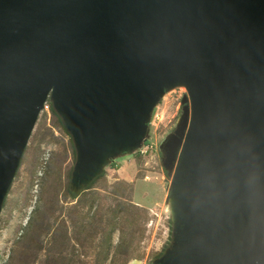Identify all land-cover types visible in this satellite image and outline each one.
Returning <instances> with one entry per match:
<instances>
[{
  "label": "water",
  "instance_id": "water-1",
  "mask_svg": "<svg viewBox=\"0 0 264 264\" xmlns=\"http://www.w3.org/2000/svg\"><path fill=\"white\" fill-rule=\"evenodd\" d=\"M177 86L190 111L160 264H264V0H0V210L48 98L84 181L135 153Z\"/></svg>",
  "mask_w": 264,
  "mask_h": 264
},
{
  "label": "rangeland",
  "instance_id": "rangeland-1",
  "mask_svg": "<svg viewBox=\"0 0 264 264\" xmlns=\"http://www.w3.org/2000/svg\"><path fill=\"white\" fill-rule=\"evenodd\" d=\"M0 210V264H160L173 250L177 219L168 198L179 157L168 152L190 111L183 86L167 90L135 153L109 155L84 181L74 178L71 132L48 98ZM152 145L144 155L137 148Z\"/></svg>",
  "mask_w": 264,
  "mask_h": 264
},
{
  "label": "built area",
  "instance_id": "built-area-1",
  "mask_svg": "<svg viewBox=\"0 0 264 264\" xmlns=\"http://www.w3.org/2000/svg\"><path fill=\"white\" fill-rule=\"evenodd\" d=\"M45 104H44L43 108H46ZM151 149H152V145L151 144H149V145L147 144V145H144L142 148H139L136 153H138L140 155H144V154L148 153V151L151 150Z\"/></svg>",
  "mask_w": 264,
  "mask_h": 264
}]
</instances>
